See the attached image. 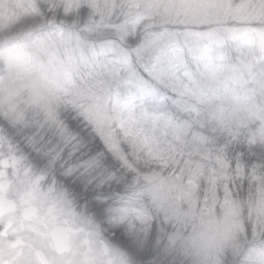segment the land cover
Returning <instances> with one entry per match:
<instances>
[{"label":"snow or ice","instance_id":"obj_1","mask_svg":"<svg viewBox=\"0 0 264 264\" xmlns=\"http://www.w3.org/2000/svg\"><path fill=\"white\" fill-rule=\"evenodd\" d=\"M32 11L42 21L33 47L56 74L40 68L27 100L12 89L0 99V264H48L32 253L49 235L67 244L61 220L76 218L77 199L95 214L89 223L109 214L144 233L143 247L154 212L165 222L195 217L199 189L226 185L223 204L238 227L230 181L264 170V148L229 114L224 65L197 78L179 45L181 34L214 30L181 33L176 0H47ZM254 15L264 21V3ZM207 57V48L193 52ZM212 211H200L202 229L214 225ZM252 227L264 231V187ZM257 258L264 264V252Z\"/></svg>","mask_w":264,"mask_h":264},{"label":"trees","instance_id":"obj_2","mask_svg":"<svg viewBox=\"0 0 264 264\" xmlns=\"http://www.w3.org/2000/svg\"><path fill=\"white\" fill-rule=\"evenodd\" d=\"M218 6V16L215 23L205 25L196 29L192 25H182L179 28L181 33L187 30H215L221 34V39L198 41L196 38L184 39L183 34L179 36V45L182 49L185 62L189 70L200 78L206 73L208 67L223 64H236L238 60L249 63V72L244 73L245 83H239L238 87H233L232 91L224 85L220 88L221 95H227L226 107L229 109L230 116H234L237 122L243 121L239 125V130L246 134L254 142H264V42L262 38H257L254 34L248 37L231 38L226 33L228 29L238 27H248L264 31V21L256 18L254 8H258L264 0H213ZM42 4L43 0H0V99L8 96V90L12 89L14 98L17 102L27 100L28 89L17 78L16 72L21 75V64H33L29 57L33 55L34 47L32 30L39 23L38 15L32 11L34 4ZM242 6L251 13L255 19L251 21L246 18L244 21L230 19V14L225 15L223 8L234 9ZM246 17V16H245ZM206 28V29H205ZM207 48L208 57L205 59H194L193 52L197 49ZM14 53L8 59L9 53ZM191 66V68H190ZM194 69V71H193ZM20 70V71H19ZM27 74V72H26ZM21 77V76H20ZM253 78V79H252ZM75 82L79 83V76L74 74ZM245 87L242 92L240 88ZM256 87L253 95L248 94L250 88ZM249 88V89H248ZM24 105L21 103V107ZM250 177V178H249ZM249 177L244 180L235 179L232 183L230 200L237 203L240 214L237 222L241 231L231 239L233 246H227L216 254L213 258H204L197 254L190 241L187 239L190 229L195 222L190 218H180L185 222L184 228L180 229L179 238L174 242L169 240L170 234L153 233L147 243L141 247L140 242L145 238V234L134 229H129L126 224L120 225L111 219V215L106 214L105 218H94L95 223L110 233L119 235V247L130 255L132 252V264H160L162 258L167 257L175 264H233L237 259L241 264H258L257 254L264 252V231H253V221L255 219V201L259 198V192L264 187V170L257 169L253 175L250 171ZM226 185L219 187V193L207 190V186L201 187L193 198L192 210L197 216L204 208L210 207L214 214H218L224 206V193ZM215 199V204L213 203ZM252 201L250 206L249 201ZM184 206V205H183ZM75 210L84 211L83 206L73 205ZM89 218L94 217V213H85ZM251 217V219H250ZM194 218V217H193ZM139 227V226H137ZM230 242V240H229ZM217 252V251H216Z\"/></svg>","mask_w":264,"mask_h":264},{"label":"rangeland","instance_id":"obj_3","mask_svg":"<svg viewBox=\"0 0 264 264\" xmlns=\"http://www.w3.org/2000/svg\"><path fill=\"white\" fill-rule=\"evenodd\" d=\"M178 4L182 6V14H181V20L184 21L183 25H192L195 26L196 29H198L201 26L210 25L215 23L217 19L214 20L215 17L218 16V6L214 3L213 0H176ZM224 14H230V19L235 21H244L249 19L251 17V21L255 19V17L248 12V10L242 6H238L234 9H228L223 8ZM246 16V17H245ZM206 29V28H205ZM188 32H199V33H207V32H213V30H187ZM226 33L231 36V38H237V37H248L251 34H254L258 39L262 38L264 42V31L252 29L248 27H238L234 29H228L226 30ZM221 34L216 32L214 30V36L208 37V36H183L184 39H191L196 38L198 41L204 42L203 40H213L221 39ZM30 61L33 64L23 63L21 64V75H19L18 71L16 74L18 75L17 78L23 82L26 78L25 86L22 85L21 87H24L25 89H28L30 92V85L32 83L38 82L40 78V74L38 69L43 68L45 72L51 77L56 74L55 69L49 65L47 57L37 50L34 47L33 55L29 57ZM246 65V66H245ZM249 63L244 60H238L236 64H229L224 67V75L226 77L224 86L232 91L233 87H238L239 83H245L244 73L249 72ZM20 71V70H19ZM27 72V74H26ZM233 72H235V79H232ZM244 72V73H243ZM21 76V77H20ZM253 79V78H252ZM242 85V84H241ZM233 86V87H232ZM249 89V88H248ZM242 92H245V87L240 88ZM250 92L248 94L253 95L254 91H258L256 87L250 88ZM8 93V92H7ZM30 94V93H29ZM28 94V95H29ZM193 204V202H192ZM185 210L188 209L189 205L187 202L184 203ZM192 207V205H191ZM77 211V210H75ZM200 214V213H199ZM199 214L195 216L194 218L191 217V219H188L190 217H186L190 222L194 220L189 236L187 239L190 241L191 246L195 250V252L203 256L204 258H213L215 256L216 261V254L221 251L223 248L227 246H233L231 243V239H234L236 235H238L241 231L240 225L238 223V227L232 228L231 222L228 217L227 208L223 206L220 209V212L218 214H214V211H212V219L214 220V225L209 229H202L200 227V220H199ZM180 218H183L181 216ZM63 219H70L74 222V224H78L77 221H81L82 224L81 227H84L87 223L86 217L80 215V213L77 212L76 218L72 217H66ZM80 222V223H81ZM91 229V228H89ZM92 230V229H91ZM230 240V242H229ZM217 251V252H216ZM212 264H216V262H212Z\"/></svg>","mask_w":264,"mask_h":264},{"label":"flooded vegetation","instance_id":"obj_4","mask_svg":"<svg viewBox=\"0 0 264 264\" xmlns=\"http://www.w3.org/2000/svg\"><path fill=\"white\" fill-rule=\"evenodd\" d=\"M78 213L87 218L84 227L80 226L81 221L74 224L72 220L66 219L65 224L61 220L62 226L69 230L65 234L67 244L63 239L49 235L40 241L31 259H44L48 264H132V252L128 255L120 249L117 242L119 235L102 229L94 220L89 223L84 211Z\"/></svg>","mask_w":264,"mask_h":264},{"label":"clouds","instance_id":"obj_5","mask_svg":"<svg viewBox=\"0 0 264 264\" xmlns=\"http://www.w3.org/2000/svg\"><path fill=\"white\" fill-rule=\"evenodd\" d=\"M46 2L47 0H43V3H46ZM38 22L39 23L42 22L40 18H38ZM255 144L259 145L261 148H264V142H258ZM243 146L247 148L248 145L245 143ZM143 170L148 171V169L146 168ZM76 204L78 207L83 206L80 199L76 200ZM184 225H185V222L182 221L180 218H171V219H168L167 222H165V217L163 214L154 212L152 215L150 228H151V232L153 233H156V232L161 233L160 230L163 229L164 234L175 235L180 232V229L184 228ZM160 264H175V262L170 261L167 257H164L161 259ZM233 264H241V260L237 259L233 262Z\"/></svg>","mask_w":264,"mask_h":264},{"label":"water","instance_id":"obj_6","mask_svg":"<svg viewBox=\"0 0 264 264\" xmlns=\"http://www.w3.org/2000/svg\"><path fill=\"white\" fill-rule=\"evenodd\" d=\"M66 245L64 244V247H65ZM66 248V247H65Z\"/></svg>","mask_w":264,"mask_h":264}]
</instances>
